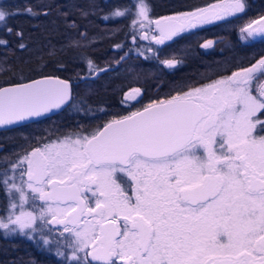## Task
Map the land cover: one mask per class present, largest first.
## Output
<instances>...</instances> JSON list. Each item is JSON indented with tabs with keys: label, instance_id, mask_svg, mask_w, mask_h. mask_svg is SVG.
Returning <instances> with one entry per match:
<instances>
[{
	"label": "snow or ice",
	"instance_id": "obj_1",
	"mask_svg": "<svg viewBox=\"0 0 264 264\" xmlns=\"http://www.w3.org/2000/svg\"><path fill=\"white\" fill-rule=\"evenodd\" d=\"M133 7V26L153 23L144 0ZM244 11L243 0H219L178 12L155 21L159 35L152 39L163 44ZM13 14L0 8V22ZM241 32L264 37V17ZM87 68L89 75L105 71L90 59ZM260 75L264 57L91 133L33 148L15 162L5 158L0 186L14 197L10 209L18 214L0 219V228L62 226L68 251L58 255L71 264H264V120L257 115H264V85L252 91ZM70 98L69 81L59 77L0 88V125L40 116Z\"/></svg>",
	"mask_w": 264,
	"mask_h": 264
},
{
	"label": "flooded vegetation",
	"instance_id": "obj_2",
	"mask_svg": "<svg viewBox=\"0 0 264 264\" xmlns=\"http://www.w3.org/2000/svg\"><path fill=\"white\" fill-rule=\"evenodd\" d=\"M138 2L139 0H125L126 9L130 10L126 17V19L129 20V25L126 26L128 38L133 39L135 37H140L146 43H154L156 41L152 39V37L159 35V29H157L155 25L156 20L173 16L178 12H190L196 8L207 7L208 5L218 3L219 0H144V3L147 4L149 8V19L153 21V23H144L143 27H141V23L139 22L135 26L132 24V21L137 19L135 15L136 9L133 5ZM243 2L245 3V11L242 13L225 17L223 20L197 25L195 28L186 29L173 36L171 39L164 41H169V43L175 41L174 44L168 46L171 57H164L163 59L165 61L175 60L174 56H184L183 58L194 57L193 61H201V64L193 65L194 68H190L189 64L179 66L175 63L171 66L176 68L175 75H177V78L184 75L180 74V68L187 67L190 71L186 75L187 78L185 80H180V78L174 81L171 79H164V70L161 64L152 65V69H149L148 65L139 63L130 64L129 62L132 61L133 58L129 57L128 51H123V54L115 59L118 63L113 62V64L106 65V68L109 67L108 69L120 71L122 73L120 76L121 79L103 81L93 79V81H96L92 82V86L95 87L93 88V94L98 92L96 91L97 85L101 84V82L104 83V86H107L106 92L109 93L103 98L97 96L81 99L82 106L88 103V105H92L93 109H97V111L72 114L66 113V116L64 113L55 112L22 124L1 127L0 174H2L4 168L7 167V164L4 162L5 158L11 162H15L18 156H23L33 148L43 147V145L51 143L52 135L48 134L37 139V133L42 130L41 126L50 125L54 117L60 116V123L62 124V128L56 129L55 135L60 134V137H63L64 132L67 133L76 130L85 134L91 133L96 128L102 127L114 117L119 118L127 116L132 112L143 110L145 106L153 101L167 99L178 92L182 93L187 91L184 89L189 90L192 86H194L192 88H197V86H195L197 84L196 82L204 78L210 76L215 77L218 74H221L222 77L230 76L240 68H247L256 63L258 58L264 55V37L248 36L246 32L242 33L241 29L246 28L249 23L264 15V0H243ZM166 3H170V5L167 6ZM94 20L95 19L92 18L89 21ZM104 20H107V18ZM90 27L94 28L95 25L93 24ZM85 29L86 30L81 32L82 37H85L86 32H88V29ZM145 34H147V38ZM208 41L212 42L211 45L203 47ZM246 42H253V47L245 48L244 44ZM219 55H221V58L218 57ZM121 57H123V59H121ZM166 66L170 67L167 64ZM135 69L141 70L145 74H143L140 79H135L131 76L132 70ZM150 70L156 72L152 74L155 78L151 80L148 79V76H151L149 74ZM87 75L96 78L93 74ZM103 83L101 86H103ZM259 83V81H256V88ZM136 88L140 89L138 94H134L130 91ZM133 96L135 98H133ZM90 100L91 102H89ZM258 115L262 116L260 113H258ZM53 123L59 125V121ZM37 126H40L39 131L36 128ZM17 182L19 181L17 180ZM84 194L88 197L89 201L92 200L90 193L85 191ZM131 194V191H129V195ZM10 199L11 197L7 194L6 207L0 210V219H4V221L6 220L5 215ZM48 219L51 218L49 217ZM49 227L52 231H49ZM43 229L52 239L53 243L58 238L65 240L68 236V234H65L64 237L59 236L58 232L62 230V226L50 225L43 227ZM35 232H33L32 237H28L26 231L9 232L0 228V264H27L26 260H29L32 264H36L39 261L42 264H71V262L66 259V256H58L48 249L42 251L39 246H36L35 242L40 243V240L36 239ZM20 248H26L27 251L29 250L28 258L21 259L17 256Z\"/></svg>",
	"mask_w": 264,
	"mask_h": 264
},
{
	"label": "trees",
	"instance_id": "obj_3",
	"mask_svg": "<svg viewBox=\"0 0 264 264\" xmlns=\"http://www.w3.org/2000/svg\"><path fill=\"white\" fill-rule=\"evenodd\" d=\"M27 7H31L35 14L26 12ZM0 8L14 13L5 22H0V40L7 41L6 44H0V87L44 76L67 80L72 88L71 98L58 112L64 115L73 104L75 95L85 99L109 93L106 92L107 86L100 84L97 85L96 95L75 93L80 74H89V59L98 69H105L93 74L98 80L102 77H108L107 80L121 79L120 71L108 69L106 65L116 63L115 59L123 51H128L129 57L133 58L130 64L148 65L149 69L155 64L163 65L164 79L185 80L190 71L187 67L180 68V74L184 75L177 78L176 68L168 67L164 63V57H171L168 46L175 41L160 45L156 42L146 43L140 37L128 38V12L123 17L113 15L117 10H126L125 0H0ZM92 18L95 20L89 21ZM93 24L95 27H90ZM102 25L109 31L101 28ZM85 28L88 32L82 37L81 32ZM8 29L12 31L9 32ZM21 44L24 45L23 48L20 47ZM244 47H253V42H246ZM183 57L174 56L177 65L189 64L190 68H194L193 65L201 64V61H193L194 57ZM218 57L221 58V55ZM151 71V76H148L150 80L155 78L152 74L156 73ZM141 72V76L145 74ZM54 118L57 121H53H59L61 126L60 116ZM6 198L7 193L0 186V210L6 207ZM28 251L20 248L17 256L21 259L28 258Z\"/></svg>",
	"mask_w": 264,
	"mask_h": 264
},
{
	"label": "rangeland",
	"instance_id": "obj_4",
	"mask_svg": "<svg viewBox=\"0 0 264 264\" xmlns=\"http://www.w3.org/2000/svg\"><path fill=\"white\" fill-rule=\"evenodd\" d=\"M150 26V25H149ZM105 31H108V28H106V27H103V26H101ZM88 39H90V37L88 38ZM262 57H264V55H261L259 58H258V60L260 59V58H262ZM89 73V72H88ZM141 70H137V69H135V70H132V74H131V76H133L135 79H140L142 76H141ZM146 74H147V72H146ZM215 76V75H214ZM220 78H222V75L221 74H218V75H216L215 77H212V76H210V77H207V78H204V79H202V80H200V81H198V82H196L197 84L195 85V86H197V87H201V86H203V85H206V84H209V83H211L212 81H215V80H218V79H220ZM93 79H95V80H97V81H99L98 79H96V78H93V77H90V76H88L87 75V73L85 72V73H83V74H80V79L78 80V85H77V88H76V91H75V93H81V94H83V95H94L93 94V88H92V85H93V83L92 82H96V81H93ZM107 79H108V77H107ZM106 78H104V77H102L101 78V81H103V80H107ZM258 79H260V80H258ZM256 81H259L260 83H259V85H264V75H260V76H258L254 81H253V83H252V85H253V87H252V91H253V94L255 95V94H257V88H256V86H255V84H256ZM102 83L103 82H101V84L100 85H102ZM96 84H98V83H96ZM103 86H104V83H103ZM192 87H194V86H192ZM192 87H190V88H192ZM189 88V89H190ZM184 90H187L188 91V89H184ZM186 92V91H185ZM106 95H102L100 98H103V97H105ZM75 97L76 98H74V102H73V104L67 109V112L69 113V114H72V113H80V112H93V111H97V109L95 110V109H93V107H92V105H88V103H86L84 106H80V103H81V97H77L76 95H75ZM79 101V102H78ZM77 102V103H76ZM76 103V104H75ZM68 104V103H67ZM66 104V105H67ZM65 105V106H66ZM64 106V107H65ZM63 107V108H64ZM62 108V109H63ZM61 110V109H60ZM59 110V111H60ZM59 111H57V112H59ZM258 115V114H257ZM259 116V115H258ZM259 118L261 119V120H264V115H262V116H259ZM53 120H55V121H57V118H53L50 122H51V124L50 125H48V126H41L42 127V130L39 132V133H37V139H39L41 136H45V135H52L53 137H52V140H51V143L52 142H58L59 140H61V139H63L65 136H69V135H72V134H74V133H83V132H81V131H79V130H76V131H71V132H67V133H63V137H60V134H57V135H55V132H56V129H60V128H62L61 126H59V125H56V124H54L53 122ZM37 128V130L39 131L40 130V126H37L36 127ZM46 129V130H45ZM55 135V136H54ZM59 136V137H58ZM76 137L73 135V139H75ZM9 176H11V175H13V173L10 171V173L8 174ZM13 200H14V197H11V199H10V202H9V206H8V208H7V213H6V215H5V218H7L8 217V215L10 214V212L11 211H16L17 212V214H18V210H12V209H10V204H11V202H13ZM18 202V201H17ZM41 203V202H40ZM25 210L26 211H30L31 209H29V207L27 206V205H25ZM13 218H14V216H13ZM4 222H7V219L4 221ZM37 226H38V228L40 227V221H37ZM11 227H13L12 225H9V228H11ZM24 231H26V234H27V236L28 237H32V234H33V231H31L30 229H25ZM10 232V231H9ZM35 237H36V239H39L40 240V243H37V242H35V244H36V246H39L41 249H42V251H44V249H48L49 251H52V252H54L55 254H57L58 255V252L59 251H64V252H66V255H67V249H66V247H65V244H63V241H64V239H57V240H55L54 241V243L52 242V239L47 235V233L45 232V230L42 228L41 230H37L36 232H35ZM44 237H47L48 238V240H49V243H44ZM59 241V242H58ZM58 256H60V255H58ZM26 263L27 264H32V263H30L29 262V260H26ZM36 264H42L40 261L38 262V263H36Z\"/></svg>",
	"mask_w": 264,
	"mask_h": 264
},
{
	"label": "water",
	"instance_id": "obj_5",
	"mask_svg": "<svg viewBox=\"0 0 264 264\" xmlns=\"http://www.w3.org/2000/svg\"><path fill=\"white\" fill-rule=\"evenodd\" d=\"M264 17V15L262 16ZM261 18V17H260ZM260 18L256 19L255 21L259 20ZM255 26V25H254ZM46 77V76H44ZM44 77H38V78H34L32 80H28V81H25V82H21V83H16V84H25V83H30L31 81L33 80H40V79H43ZM63 80V79H61ZM12 85H15V84H10V85H5V86H1L0 88H6V87H10ZM70 100V99H69ZM66 101L64 104H62L59 108H54V109H51L50 111L46 112V113H42L40 116H35V117H28L24 120H21V121H17V122H14L13 124H10V125H0V128L1 127H7V126H12V125H17V124H22V123H25V122H28V121H32V120H36V119H39L41 117H44V116H47V115H50V114H53L57 111H59L60 109H62L68 102Z\"/></svg>",
	"mask_w": 264,
	"mask_h": 264
}]
</instances>
